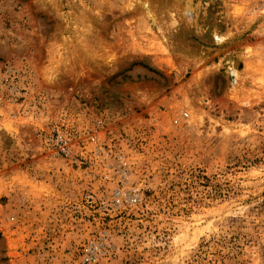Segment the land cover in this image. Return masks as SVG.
Instances as JSON below:
<instances>
[{"label":"rangeland","instance_id":"1","mask_svg":"<svg viewBox=\"0 0 264 264\" xmlns=\"http://www.w3.org/2000/svg\"><path fill=\"white\" fill-rule=\"evenodd\" d=\"M89 241L92 264H264V0H0V264Z\"/></svg>","mask_w":264,"mask_h":264},{"label":"built area","instance_id":"2","mask_svg":"<svg viewBox=\"0 0 264 264\" xmlns=\"http://www.w3.org/2000/svg\"><path fill=\"white\" fill-rule=\"evenodd\" d=\"M181 118H185L188 116L187 111H181L180 114ZM177 120V118H176ZM96 126H103V120L102 118H98L95 120ZM95 135H89L90 140H95ZM48 142V147L50 148L51 152L53 154H58L60 156L69 157L71 156L72 152V140L71 138L66 134V131L64 129L55 128L51 131L49 137L46 139ZM118 174L117 181L121 184V187H124L125 183L127 182L126 173H118V169L116 170ZM112 175L109 173V175L106 173L104 174V178H111ZM120 195V193H117V197ZM132 202H136L138 199L137 194H133L130 197ZM104 253L103 248L100 246L98 242L95 241H89L87 242L82 249V261L87 264L96 263L98 258Z\"/></svg>","mask_w":264,"mask_h":264}]
</instances>
